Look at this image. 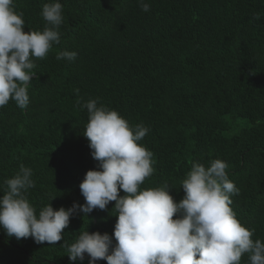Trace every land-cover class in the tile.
Here are the masks:
<instances>
[{
    "label": "trees",
    "instance_id": "obj_1",
    "mask_svg": "<svg viewBox=\"0 0 264 264\" xmlns=\"http://www.w3.org/2000/svg\"><path fill=\"white\" fill-rule=\"evenodd\" d=\"M49 2L14 0L25 31L43 30ZM59 2L60 43L35 60L29 104L0 107V195L23 164L32 169L27 196L37 213L48 203L84 204L79 185L98 162L82 134L88 112L77 99H96L149 129L139 143L152 152L154 172L142 188L167 183L179 202L193 163L219 158L239 189L230 207L255 230L253 239L264 241V0H145L147 12L137 0ZM64 50L75 51V60H57ZM114 203L88 219L70 217L55 245L17 240L0 228V264H88L87 254L71 261L65 245L86 228L115 243Z\"/></svg>",
    "mask_w": 264,
    "mask_h": 264
},
{
    "label": "clouds",
    "instance_id": "obj_2",
    "mask_svg": "<svg viewBox=\"0 0 264 264\" xmlns=\"http://www.w3.org/2000/svg\"><path fill=\"white\" fill-rule=\"evenodd\" d=\"M137 2L143 11L150 10L145 0ZM62 11L59 0L45 3L43 30L25 31L23 13L16 11L14 0H0V107L10 100L21 109L29 104L35 60L44 59L60 43ZM76 55L75 51H58L56 59L71 62ZM77 106L87 109L82 134L98 162L79 185L85 203L67 209H54L48 203L37 213L27 196L35 186L32 169L21 164L4 181L0 195V228L8 237H31L37 244L55 245L63 239L70 217L82 212L88 219L94 209L106 210L114 201L115 243L108 233H90L86 228L65 245L71 261H83L87 254L88 264L97 260L107 264H241L246 254L248 264H264V241L254 240L255 230L243 225L230 207L231 196L238 195L239 189L229 179L226 162L219 158L210 166L194 162L180 181L184 196L176 202L167 183L141 187L154 172L152 152L139 143L147 127L130 125L117 110L98 106L96 99H77Z\"/></svg>",
    "mask_w": 264,
    "mask_h": 264
}]
</instances>
